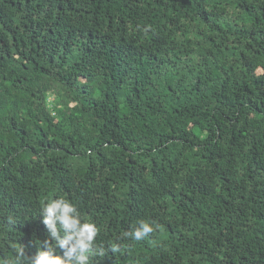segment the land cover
<instances>
[{
    "label": "trees",
    "instance_id": "trees-1",
    "mask_svg": "<svg viewBox=\"0 0 264 264\" xmlns=\"http://www.w3.org/2000/svg\"><path fill=\"white\" fill-rule=\"evenodd\" d=\"M57 197L90 264H264V0H0V264Z\"/></svg>",
    "mask_w": 264,
    "mask_h": 264
},
{
    "label": "clouds",
    "instance_id": "clouds-1",
    "mask_svg": "<svg viewBox=\"0 0 264 264\" xmlns=\"http://www.w3.org/2000/svg\"><path fill=\"white\" fill-rule=\"evenodd\" d=\"M41 223L48 235L42 240L40 250L26 258L24 249L18 248L16 258L2 264H90V256L104 254L95 244L98 226L83 220L76 205L64 197L50 199L42 206ZM153 231L151 222L140 220L132 231L123 235L139 241ZM119 250V244H111L113 253Z\"/></svg>",
    "mask_w": 264,
    "mask_h": 264
}]
</instances>
